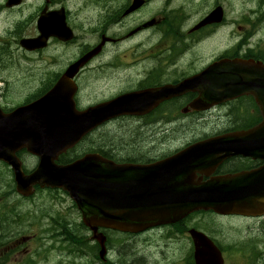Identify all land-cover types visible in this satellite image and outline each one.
Returning <instances> with one entry per match:
<instances>
[{
  "label": "flooded vegetation",
  "instance_id": "1",
  "mask_svg": "<svg viewBox=\"0 0 264 264\" xmlns=\"http://www.w3.org/2000/svg\"><path fill=\"white\" fill-rule=\"evenodd\" d=\"M91 1H96L102 5L100 13L103 14V17L96 15L100 5L90 6ZM143 1L142 5L131 10L130 8L134 7L136 0H22L20 3H13L12 5H8L10 0H0V79L3 71L17 70V67L20 65L16 59L17 54H29L26 49L20 46V40L40 35L41 29L47 33L49 39L48 45L45 48L30 53L41 56L43 61L40 63V69L44 73L46 72L47 75V78L39 80L43 86L47 87L52 82L48 78V70L50 60H53L51 62L52 64L55 63V53L59 55L60 60H63L66 44L76 43L83 38L89 37L95 40L106 39V44L102 51L81 71L82 73L90 67L89 73L92 79L86 80V82H90L89 84L97 81L98 75L102 73L105 67L116 69L122 65L121 60H125L128 56H133V59L130 63L123 61L125 71L129 65H136L140 62L144 64L141 76L142 81L136 84L134 88L141 89L152 86V84L158 85L159 80L178 82L186 78L197 68L200 60L199 55L193 56L192 48L206 41L209 37L208 32L210 30V34L214 35L219 28L223 27V23L206 25L193 32V24L190 21V16L185 15L183 12L176 13V0ZM61 12H63V15H66L68 25L76 34V37L68 42L63 41L57 31ZM95 22L99 24L98 27L94 26L95 24L93 23ZM40 24H42L41 27ZM122 43L125 44L124 49L121 54L116 52L114 60L106 65L97 64L99 57L108 51V48L113 47L115 49ZM130 44L135 46L129 48ZM95 46L83 47L80 54L87 52ZM50 57H53V59ZM170 69L173 72H167ZM81 73L75 78L76 81L79 79L82 80ZM123 79V92H127L128 76L126 72H124ZM173 82H166V84H175ZM51 85H53V82ZM91 94L92 97L97 94L94 87H92ZM197 96L198 93H187L172 100H179L180 103L184 102L185 105L182 111L187 109V113L189 114H197L200 117L207 118L208 116H212L215 111L219 120L225 118L223 126L216 127L208 136L244 129L257 118L256 106L250 97L230 101L208 111L189 110L191 102ZM244 100L248 102L242 103ZM236 103L242 104L237 110H234L232 106ZM176 116V110L165 111L159 107L146 116H142V118L146 120L144 125L150 126L157 125L164 119L175 118ZM127 117L131 116L123 115L115 117L114 119H125ZM175 130L178 132L180 129L176 128ZM208 132L210 131H206L205 134ZM172 133L176 134L173 131ZM187 142L181 143L169 152L151 158L134 157L130 158L129 161L133 163H151L159 158L162 159L177 152L183 146L187 147L193 143ZM99 147L101 150L109 151L111 155L119 156L112 149L108 150L100 145ZM257 165L248 158H235V156H232L226 158L223 163L219 164L215 172H212L209 168L201 169L199 171L200 173H198V179L201 178L203 181L208 180L211 177L209 175L210 172L215 176H224L235 174L242 170L252 169ZM261 256L257 259L256 264H258ZM190 259L192 260V258ZM134 260L135 258L132 259V261Z\"/></svg>",
  "mask_w": 264,
  "mask_h": 264
},
{
  "label": "rangeland",
  "instance_id": "2",
  "mask_svg": "<svg viewBox=\"0 0 264 264\" xmlns=\"http://www.w3.org/2000/svg\"><path fill=\"white\" fill-rule=\"evenodd\" d=\"M220 1L225 9L227 8V22L223 25L224 28L219 29H226V33H222L223 46H233V42L238 39L241 42L244 41L243 45L246 46H264V23L260 31L249 38V35L255 32L256 26L259 24L258 16L261 11H264V0ZM198 2H204L206 5H199L193 10L189 15L192 21H197L215 6V0H185L180 3V8L186 15V9L191 11ZM251 9H255L256 12L250 14ZM251 16L256 17L253 23L254 27H248V29H243L238 33L237 27L243 24L248 26L252 21ZM233 21H235V24H233ZM233 35L236 38L231 37ZM87 40L84 39V41ZM212 45L213 40L208 39L204 51L208 62L219 54L221 50L212 51ZM80 47L81 44H75L70 48H66L64 62L61 63L62 68L73 61ZM117 50L121 51L122 47L117 48ZM112 56H114V53H107L97 60V64L106 65ZM127 60L130 62L131 56ZM123 68V61L121 70L115 71L113 68L105 67L102 73L98 75V80L89 84L88 88L84 90V95H82L84 102L90 103L89 95H92V87L95 88L96 92L103 91V94L99 93L98 101H102L100 99L101 96L108 97L112 93L118 92L119 90L117 89L122 87L124 82V79L120 78L122 72L128 74L129 87H132L142 76L138 65L135 67L130 65L126 71ZM83 76L88 79L90 75L85 72ZM13 92L15 93L14 98L17 97V99L24 95L23 93L17 95L15 89H13ZM185 115L179 112V115L173 120L164 119L159 124L150 126H145V122L132 119L114 123L104 129L88 145L94 143L95 146L100 145L108 150L112 149V151L123 157L146 159L169 152L181 143L197 138L203 131H212L216 127L223 126L225 120V118L219 120L216 114L207 118L199 115L188 117ZM174 128H179L180 130L177 132ZM172 131L176 134H173ZM86 146L84 145V147ZM29 166L33 168L35 164L30 163ZM80 214V210L74 206L69 194L59 189H43L39 193H35L31 199L20 198L15 191V182L11 169L0 162V240H6L0 243L1 253L15 242L16 237L33 234L36 235L35 239L29 241L27 247L22 248V253L31 258H37L35 264H54L56 258L45 259L44 255L46 254L50 256L61 255L63 258L60 259L63 264H92L93 262L87 251L91 233L81 224ZM57 223H60L64 229L69 228L74 231L77 236H83L84 244L79 250L72 247L71 243L66 242L64 238L58 246L56 244L50 245V237L47 236L48 232L45 229L49 224L56 225ZM191 224L204 228L210 233L211 230L214 231L222 242L232 243L239 240H246L247 242L264 241V220L253 219L245 222L235 217H223L220 222L216 215L206 214L191 220ZM150 234L143 237L145 242H134L137 239H133L134 244L130 246L114 247L112 257L124 258L126 253H131L127 260L120 261L124 264H132L133 258H150L149 262L143 259L141 264H164L166 260L163 258H180V253L178 252L179 241L175 237L165 239V247H160V254L155 255L156 246L151 242ZM110 236L113 242L124 239L120 234L112 232ZM75 241L77 240L75 239ZM23 244L26 243L24 242ZM147 245L150 252L147 250ZM134 261L138 264L137 259ZM237 263L238 261L235 259L234 264ZM6 264L17 263L11 260Z\"/></svg>",
  "mask_w": 264,
  "mask_h": 264
},
{
  "label": "water",
  "instance_id": "3",
  "mask_svg": "<svg viewBox=\"0 0 264 264\" xmlns=\"http://www.w3.org/2000/svg\"><path fill=\"white\" fill-rule=\"evenodd\" d=\"M223 11L219 7L214 10L209 17L203 20L201 24L221 21ZM92 55L90 53L77 64L83 63ZM221 67H214V71H220L223 74L224 84L233 83V89H243L245 92L252 91L262 87L264 94V67L262 64L252 62L243 63L240 61L225 60L220 62ZM75 69V68H74ZM73 72V71H71ZM244 91L235 90L233 96L239 95ZM224 92L218 91L215 87L206 88L205 93ZM260 104L264 109V96H259ZM25 108V107H24ZM23 108V109H24ZM22 109V110H23ZM38 121V120H37ZM33 114L27 118V127L22 134L17 135V139L12 141L13 147L10 149L0 148V159L11 163L16 171V178L19 181V190L25 191L28 181L23 175L21 165L15 157L13 151L16 148L28 146V148L37 154L47 152L42 156L37 172L29 179L34 181L41 179L51 185H64L78 199L79 206L84 213L85 222L94 230L100 226L120 227L130 230L145 219L148 221L159 220L154 216L163 214L165 209L169 208L173 202L182 200H199L213 202V205H221L223 202L228 206L235 207L238 203H245L247 207H253L258 201L257 196L264 195V167L250 174L238 178L234 185L226 186L225 190H219L212 196L210 191L207 193H195L205 195L204 197L175 198L168 189H165L168 177L178 168L199 158L206 150H197L190 153L188 157L167 166L156 165L151 167L140 166L138 168L131 166L116 167L115 165H103L93 168L91 171H81L76 167H59L53 164L51 153H57L59 143L57 133L53 130L48 131L45 136L44 128L37 123L35 127ZM39 122V121H38ZM78 136V129L75 126L70 132L69 139L73 140ZM241 134L225 138L221 146H213L210 150H221L226 153L240 152L241 150L262 149L264 150V123L260 125L253 133L247 136V139H241ZM251 140L250 145H239L242 140ZM6 142L8 144L12 143ZM46 142L49 144L47 149H42L36 144ZM72 143V142H71ZM207 148L209 146H206ZM254 148V149H253ZM256 152V151H255ZM254 152V153H255ZM225 187V186H224ZM223 188V187H222ZM117 217L118 220H114ZM98 238H103L97 234ZM196 244V262L197 264H223L221 253L217 247L203 234L193 233ZM102 241V239L100 240Z\"/></svg>",
  "mask_w": 264,
  "mask_h": 264
},
{
  "label": "trees",
  "instance_id": "4",
  "mask_svg": "<svg viewBox=\"0 0 264 264\" xmlns=\"http://www.w3.org/2000/svg\"><path fill=\"white\" fill-rule=\"evenodd\" d=\"M64 237L65 240L68 241L69 243H71V246L73 247V244L76 243L75 241V235H74V231L70 230L69 228H65L64 229ZM131 253H126L124 255L123 260H127L128 257L130 256ZM2 259V264H4L6 262L7 259L9 258H1ZM132 264H136L135 261L131 262ZM26 264V263H25ZM129 264V263H128ZM258 264H264V255L261 256V258L259 259Z\"/></svg>",
  "mask_w": 264,
  "mask_h": 264
}]
</instances>
